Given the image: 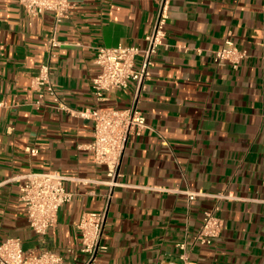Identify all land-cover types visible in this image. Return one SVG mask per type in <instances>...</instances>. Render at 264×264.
<instances>
[{
    "label": "crops",
    "instance_id": "obj_1",
    "mask_svg": "<svg viewBox=\"0 0 264 264\" xmlns=\"http://www.w3.org/2000/svg\"><path fill=\"white\" fill-rule=\"evenodd\" d=\"M157 1L74 0L53 47L51 13L32 15L18 0H0V242L17 237L24 248L39 246L21 185L29 172L58 171L73 198L45 246L67 260L85 259L77 224L111 193L108 248L95 264L179 261L183 252L199 264H264V0H171L140 102L147 126L129 136L113 189L107 166L88 149L94 123L80 111L126 108L134 88L96 99L98 47L144 46ZM227 39L248 52L237 68L214 61ZM43 63L66 109L50 95L36 104L32 80ZM211 210L225 228L201 245L196 234Z\"/></svg>",
    "mask_w": 264,
    "mask_h": 264
},
{
    "label": "built area",
    "instance_id": "obj_2",
    "mask_svg": "<svg viewBox=\"0 0 264 264\" xmlns=\"http://www.w3.org/2000/svg\"><path fill=\"white\" fill-rule=\"evenodd\" d=\"M20 5L32 15L49 12L54 17V30L49 40L51 46L60 44L57 39L58 25L74 13V0H18ZM171 0H158L157 11L151 31L144 37L145 45L99 46L96 63L100 72L92 79L93 92L98 101L106 99V93L115 89H126L133 84V96L126 108L100 107L80 111L83 117L93 121V140L88 145L94 160L107 166L111 189L119 183L122 158L129 136L147 126L146 117L140 108L146 82L151 77L155 57L164 44L167 24L170 16ZM214 61L223 65L230 63L237 68L242 59L248 56L245 49H240L229 39L226 45L213 51ZM140 57L138 63L137 59ZM32 87L38 92V106L43 105L47 95L53 97L58 108L66 109L57 95L48 63H43L32 80ZM62 104V105H61ZM5 103L0 101V107ZM31 155H37L39 149L28 147ZM68 177L58 171L29 172L21 185L20 201L23 203L30 227L39 236V246L24 248L17 237H10L0 242V264H95L100 253L107 250L103 242L104 228L107 220L111 193L106 197L103 207L97 211L85 212L77 230L81 236V252L85 259L76 263L67 260L61 253L45 246L46 235L56 222L60 208L70 202L73 194L66 189ZM112 191V190H111ZM198 193H190L193 199ZM225 228L224 221L214 211H206L195 242L212 245ZM185 249V243L180 245ZM154 264H199L183 252L179 261L159 259Z\"/></svg>",
    "mask_w": 264,
    "mask_h": 264
}]
</instances>
